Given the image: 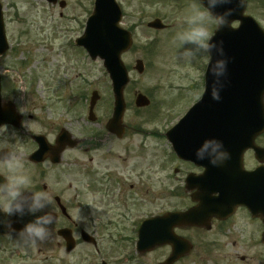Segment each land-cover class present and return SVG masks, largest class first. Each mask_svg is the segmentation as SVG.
<instances>
[{
    "label": "flooded vegetation",
    "instance_id": "af4514ba",
    "mask_svg": "<svg viewBox=\"0 0 264 264\" xmlns=\"http://www.w3.org/2000/svg\"><path fill=\"white\" fill-rule=\"evenodd\" d=\"M47 5L49 8L58 7L48 2ZM63 16L64 13L60 14L61 18ZM81 27L84 29V25ZM1 90L0 120L6 107L18 112V107L24 106L20 111L34 123L28 132L21 128L24 116L18 112L16 123L3 125L0 132L7 134L12 128L18 130L17 142L23 150L24 174L31 179L34 190H48L53 197L57 220L52 239L33 250L45 254L55 249L62 251L63 255L60 260L56 255L46 256L40 264H124L131 258L139 263L164 249L171 252L169 247H160L149 254L137 253L138 230L143 223L169 212L188 211L203 197L218 198L222 195V177L216 173L220 172L221 166H210L208 160V167L196 166L179 159L171 152L167 138L162 142L168 150L158 151L160 153L155 155L153 131L145 123L126 124L122 135H117L106 128L108 121L104 119L97 117L95 123L88 122L86 105L81 104L82 96L75 106L80 113L74 121L60 119L39 123L34 117V104L31 94L27 93L28 88H18L2 74ZM98 106L99 103L96 109ZM143 110H135L134 113L140 114ZM254 143L263 149L264 133ZM241 165L243 170L233 173L238 194L244 196L252 191L253 195L259 196L262 186L264 188V161H258L255 152L249 150L244 153ZM259 168H262V177L255 179L252 173ZM207 169H212L213 174L208 175ZM0 172H3L2 168ZM244 175L249 176L250 185L245 182ZM214 188H218L217 193L211 192ZM176 199L180 200L179 205ZM89 203L100 212L90 208ZM239 213L254 225L251 227L254 234L263 233L261 219H253L246 207L238 208L235 215L227 220L212 218L211 232L224 230ZM80 215L88 218L87 230L79 220ZM34 218L27 211L23 217H6L0 213V222L11 220L17 232ZM173 231L186 238L192 231L205 232L192 227H175ZM6 232L7 229L0 224V264L31 254V249L20 248L19 251L15 248L13 238L5 235ZM122 246L134 251L125 256L124 262L121 255H114L115 248ZM162 261L163 257L143 264Z\"/></svg>",
    "mask_w": 264,
    "mask_h": 264
},
{
    "label": "rangeland",
    "instance_id": "374dc122",
    "mask_svg": "<svg viewBox=\"0 0 264 264\" xmlns=\"http://www.w3.org/2000/svg\"><path fill=\"white\" fill-rule=\"evenodd\" d=\"M0 1L5 6V25L11 47L10 52L1 57L0 72L18 88L29 89L27 93L31 94L36 120L45 124L60 119L74 121L80 113L75 106L79 104L81 94L85 97L81 104L86 105L87 118L88 100L94 90L102 96L96 115L104 120L111 118L112 85L103 64L100 60L92 62L74 44L81 34V25H85L93 12L95 0H64L67 8L63 11L59 7L49 8L44 0ZM118 1L124 11L122 26L134 31L135 41L133 48L123 56V62L131 73L130 84L137 86L134 92L130 88L125 94L130 110L125 113L124 121L129 126L145 122L152 129L157 155L158 151L168 150L162 142L165 139L162 134L173 127L202 95L198 84L209 60L202 58L196 61L193 58L192 63L183 62L184 49H180L175 36L188 26L194 3L200 10H206L199 6L197 0ZM248 3L246 14L264 29V0H248ZM155 19H162L168 30H149L147 24ZM216 27L215 23L208 22L211 36ZM185 48L195 51L196 46L185 45ZM137 60L146 65L141 76L133 70ZM137 93L148 95L153 105L141 116L134 114L136 107L133 102ZM176 201L179 205L180 200ZM251 227L254 225L249 219L239 213L222 231H192L188 239L194 243V250L179 264H264V245L260 234H254ZM15 248L20 251L16 245ZM130 252L128 247L122 246L115 248L114 255H121L124 262ZM168 254L169 251L164 249L149 255L147 261L165 259ZM53 255L60 260L63 252L53 249L39 254L34 249L31 254L20 259L15 257L12 262L4 264H40L44 257ZM124 264L137 262L131 259Z\"/></svg>",
    "mask_w": 264,
    "mask_h": 264
},
{
    "label": "water",
    "instance_id": "95a60500",
    "mask_svg": "<svg viewBox=\"0 0 264 264\" xmlns=\"http://www.w3.org/2000/svg\"><path fill=\"white\" fill-rule=\"evenodd\" d=\"M48 1L57 3V0ZM61 6L63 8L64 3ZM246 7L247 4L242 8L233 3L221 5L214 9L216 12H222L226 8L233 10L229 24L223 27L217 25L218 28L211 38L213 42H223L225 58L228 60L227 75L221 78L225 87L220 93L222 99L220 101L213 100L211 91L216 77L211 73L210 66L215 63V59L222 58L213 53L214 60L210 61L206 68L204 95L187 112L186 117L166 134L176 154L180 157L196 160L190 155H185V147H188L192 139L190 137L184 139L183 134L187 129L195 128L193 123L197 120L202 121L201 127L225 124L234 133L233 138L238 139L239 144H243L244 150L248 149V145L245 143L249 132H252L253 129H257L259 132L264 130V31L252 17L245 15ZM121 19L122 9H120L117 0H96L94 13L87 21L85 34L76 41V44L87 49L93 60L100 58L107 73L110 74L115 96V109L107 128L118 135H121L124 130L123 116L127 107L124 91L129 83L128 70L122 61V56L129 51L134 42L132 33L120 27ZM236 21L240 22V26L235 29L232 24ZM148 27L161 30L165 28V25L161 19H157L150 22ZM9 48L3 22L2 5L0 4V55L6 53ZM242 68L245 73L241 71ZM249 69L250 71L247 73ZM135 70L142 74L144 62L137 61ZM252 72L259 74L255 86L242 87L240 85L242 80L239 77L252 74ZM251 91L256 92V102L250 99ZM98 99V94L94 93L91 102L92 110ZM136 106L139 108L148 107L150 101L142 94L137 98ZM3 112V123L15 122L17 116L14 111L7 107ZM253 124L255 126L251 128ZM212 206L217 207L216 202L212 203ZM236 206L233 204L230 212L223 217L231 216ZM205 207V202L201 201L197 208H193L189 212L169 214L164 218L145 223L139 232V251L147 253L160 246H172L171 256L161 264H175L183 257L190 255L193 244L182 237H177L173 233V228L187 225L210 230V220L217 213L213 208L212 212H208ZM260 218L264 221V213L260 215ZM262 242L264 243V233L262 234Z\"/></svg>",
    "mask_w": 264,
    "mask_h": 264
},
{
    "label": "clouds",
    "instance_id": "9594fccd",
    "mask_svg": "<svg viewBox=\"0 0 264 264\" xmlns=\"http://www.w3.org/2000/svg\"><path fill=\"white\" fill-rule=\"evenodd\" d=\"M206 11L200 10L197 3L192 7V15L188 20V26L177 32L175 40L179 42L180 49L183 51V62L192 63L193 58L199 61L207 58L213 61L216 53L220 59H215V63L210 66L211 73L216 77L212 86L211 96L215 101H220L221 90L225 87L222 77L227 75L228 60L225 58L223 42H213L208 28V22L211 21L220 27L227 26L233 10L226 8L222 12H216L218 6L238 4L245 7L247 0H198ZM185 45H195V51L191 48H185ZM200 53L198 56L197 54ZM178 60L180 57L178 55ZM24 106L18 107V112L24 119L21 120V128L27 132L34 123L26 114L20 111ZM0 126V128H2ZM18 130L12 128L7 134L0 132V213L6 217H15L19 215L23 217L27 211L35 218L17 232L11 220L0 222L7 229L5 235L13 238L17 247L21 249H32L49 242L52 239L53 226L56 223L57 216L53 203L52 194L48 190L37 191L31 187V179L24 174V162L22 160L23 150L18 142ZM16 141L15 143L13 141ZM195 156L198 160H208L214 167H219L231 159V153L225 148L222 140L209 139L204 141L196 152ZM90 208H97L92 203L88 205ZM82 211V210H81ZM38 213H41L38 215ZM96 218V215L94 213ZM81 223L88 228V218L79 216ZM15 234V235H14Z\"/></svg>",
    "mask_w": 264,
    "mask_h": 264
}]
</instances>
